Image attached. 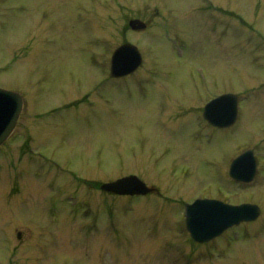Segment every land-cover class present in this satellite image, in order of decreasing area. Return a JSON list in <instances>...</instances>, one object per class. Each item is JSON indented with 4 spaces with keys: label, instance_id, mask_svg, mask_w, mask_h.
Here are the masks:
<instances>
[{
    "label": "rangeland",
    "instance_id": "obj_1",
    "mask_svg": "<svg viewBox=\"0 0 264 264\" xmlns=\"http://www.w3.org/2000/svg\"><path fill=\"white\" fill-rule=\"evenodd\" d=\"M171 9L185 31L172 39L156 27ZM139 15L149 31L128 26ZM128 40L145 61L115 80ZM0 85L25 101L0 145V264H264V0H0ZM224 92L238 120L206 124ZM247 148L261 175L237 183ZM130 173L160 191L99 189ZM204 196L262 215L196 243L184 206Z\"/></svg>",
    "mask_w": 264,
    "mask_h": 264
},
{
    "label": "water",
    "instance_id": "obj_2",
    "mask_svg": "<svg viewBox=\"0 0 264 264\" xmlns=\"http://www.w3.org/2000/svg\"><path fill=\"white\" fill-rule=\"evenodd\" d=\"M134 27L145 24L136 19ZM142 62V55L136 45L126 43L116 49L112 59L113 75H123L135 70ZM23 108L20 93L0 86V144L11 135L16 127ZM238 112V98L227 93L207 104L205 117L219 126L235 122ZM253 153L248 151L239 156L232 164L231 173L239 180L251 181L255 174ZM101 188L120 194H141L151 191L144 181L136 175H129L112 182H106ZM260 214V207L253 203L230 204L216 198H198L186 205V225L193 238L199 242L209 241L221 235L231 226L242 221H250Z\"/></svg>",
    "mask_w": 264,
    "mask_h": 264
},
{
    "label": "flooded vegetation",
    "instance_id": "obj_3",
    "mask_svg": "<svg viewBox=\"0 0 264 264\" xmlns=\"http://www.w3.org/2000/svg\"><path fill=\"white\" fill-rule=\"evenodd\" d=\"M162 8H164L163 6H161ZM156 12L158 13V14H162V13H164L165 11H162V9H160V7H158L157 8V10H156ZM172 14H171V13ZM170 12L168 13V15L166 16V18H164L163 16H161V15H158V18L160 17L161 19H159V20H157L156 21V27L157 28H160V29H162V30H164V31H166L165 33L168 35V37L169 38H171V30H173V31H175V34H176V37L177 36H179V35H183V33H185V31H184V27L182 26V25H180V24H178L177 23V21L175 20V17L174 16H176V13L174 14V12H173V10H170ZM141 15H139V16H135V17H133V18H140V19H142V20H145V19H143V17H140ZM157 16V15H156ZM163 18V19H162ZM219 19V17L218 18H213V20H214V24H213V22H212V19H210L209 21H211V24H213V26H214V28H216L215 27V25L217 24V20ZM146 22H147V26L145 27V28H141V29H133V30H135V31H139V30H148L149 31V29H150V27H151V23H149L147 20H145ZM181 22H183V20H181ZM219 23H221L220 22V20H219ZM183 24H184V22H183ZM157 33V31L154 33V34H156ZM154 34H152V35H154ZM172 39V38H171ZM128 41H131V42H134V41H132V40H128ZM127 42V41H126ZM135 43V42H134ZM137 43V42H136ZM189 71V69L187 68V72ZM133 74H129V75H126V76H123V77H125V78H127V77H130V76H132ZM188 75V74H187ZM144 76V75H143ZM146 76V75H145ZM114 79V78H113ZM221 94V93H220ZM213 98V97H212ZM211 98V99H212ZM210 99V100H211ZM256 148V147H255ZM255 151H256V149H255ZM94 154H93V152L91 153V156H93ZM258 156V155H257ZM260 161L258 160V172H259V169H260Z\"/></svg>",
    "mask_w": 264,
    "mask_h": 264
}]
</instances>
